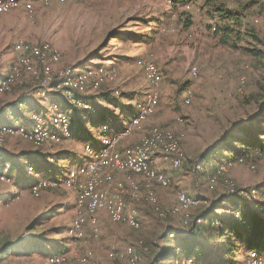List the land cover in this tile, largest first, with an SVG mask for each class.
I'll list each match as a JSON object with an SVG mask.
<instances>
[{
	"label": "rangeland",
	"instance_id": "1",
	"mask_svg": "<svg viewBox=\"0 0 264 264\" xmlns=\"http://www.w3.org/2000/svg\"><path fill=\"white\" fill-rule=\"evenodd\" d=\"M222 1L232 10L250 0ZM27 4L31 5L32 12L28 13ZM199 4L188 6L193 23L187 29L178 11H172L166 0H48L47 4L41 0H21L16 8L0 13V34L4 31L9 39L8 47L3 51L0 48V68L4 66L1 53L6 52V59H12L13 42L22 38L32 43L48 42L58 50L57 63L61 62V66L55 63L54 70L101 66L114 72L96 87L93 86L95 78L88 79L82 92H76V97L85 102L61 97L56 110H49L50 114H32L30 126L21 123L13 108L5 111L0 125H20L30 132L35 120L40 119L46 132L53 127L60 137L54 140L45 135L47 139L40 143L16 131L0 137V148L49 153L47 159L39 162L22 158L21 164L29 174L21 177L24 187L19 188L12 173L13 162L0 150V246L7 243L0 247V261L9 258L17 264H51L49 257L62 253L66 264H76L80 256L90 251L98 264H153L163 247L177 246L176 237L180 234L183 238L191 236L190 243L201 244L203 258L196 256L200 248L181 254L179 247L176 252L180 254H169L166 260L155 264H185L188 261L192 264H254L248 258L252 248L244 243L237 244L230 257L226 253L228 231L220 238L222 231L214 226L221 227L224 219L223 225L230 227L233 219H241V209L264 220V148L256 147L243 153L242 160H235L241 155L231 157L225 150L216 153L212 160L209 149L232 132L237 137H246L238 131L241 126L258 130L264 145V115L260 118L264 113V0H255L245 9L241 26H235L240 34L229 44L218 43L211 30L218 17ZM148 62L157 66L162 77L157 99L146 118L133 126L115 148L122 152L138 143L152 127H158L174 134L184 152V163L174 168L160 152L156 153L159 156L155 154L154 168L164 171L170 179L167 186L152 185L159 212L144 199L134 201L125 196L126 209L136 211L138 228L112 221L104 210L98 212L96 225H91L87 216L79 213L75 206L77 184L93 176L87 168L101 147L102 139L111 135L112 130L106 124H94L90 117H100L108 111L124 121L127 111L136 114L138 103L146 102L153 91L144 70ZM30 79L40 84L34 77ZM24 80L15 86L23 84ZM41 87H52L60 93L51 85ZM39 91L41 97L47 93ZM186 92L188 103L184 98ZM68 101L84 109L78 114L80 123L74 131L70 128L69 114L74 108L71 106L67 112ZM121 120H112L111 129H117ZM103 126L107 127L106 133L102 132ZM66 129L69 130L67 136L61 135ZM99 137L100 144L95 149L94 140ZM229 146L245 150L236 142H229ZM60 150L76 151V161L58 162L62 158L57 155ZM208 159L211 162H207ZM194 161L201 164L202 170L194 171ZM240 169L244 171H236ZM72 171L77 174L67 179ZM96 173L100 177L108 176V180L101 183L108 192H113L119 182L124 183L125 193H128L130 181L143 184L142 176L113 167L98 166L94 176ZM118 173L120 178H116ZM213 176L214 181H211ZM39 180H45L47 185L41 188ZM231 185L233 192L229 191ZM179 192L201 200L186 211L192 220L190 224L183 223L180 213H171ZM173 196L174 201L171 200ZM228 198L233 201L228 202ZM224 214H231L233 219H227ZM216 215L219 216L210 225L209 219ZM75 220H78L79 236L69 232ZM252 229L250 224L239 227L245 234ZM171 232L173 235H169ZM40 233L42 238L38 236ZM129 248L137 256L134 263L127 257ZM258 252L260 264H264V250Z\"/></svg>",
	"mask_w": 264,
	"mask_h": 264
},
{
	"label": "bare ground",
	"instance_id": "2",
	"mask_svg": "<svg viewBox=\"0 0 264 264\" xmlns=\"http://www.w3.org/2000/svg\"><path fill=\"white\" fill-rule=\"evenodd\" d=\"M41 1L44 4L48 3V0ZM20 4L21 0H0V13L10 11ZM27 11L28 13L33 11L30 4H27ZM20 48L22 55L20 54ZM14 50L16 52L15 60L11 63L4 76L0 78V93L11 90L18 82L25 78L26 75H30L32 78L34 77L40 85H51L66 95L71 101L78 102V100L75 99V91L82 92L88 79L95 78L93 86L96 87L100 81L111 78L114 75L113 69L106 68L104 70L101 66L87 67L83 70L69 69V67L54 70L53 65L59 61L60 54L59 51L53 49L48 42L32 43L19 38L14 44ZM144 70L146 77L153 87V91L148 100L142 104L138 103L136 114L130 119L128 126H124L116 131H111V135L102 139L101 147L95 153L94 158L87 168L93 176L77 184L75 206L78 208L79 213L87 216V220L91 225H96L98 212L104 210L112 221L124 223L132 228L139 227L136 211L134 209H126L127 206L124 200L126 189L124 188V183L119 182L117 188L113 189V192H108L107 188L101 187V183H105L106 180H108V176L100 177V174L97 175V173L96 176H94L98 166L113 167L128 171V173H132L133 175L142 176V185L137 181L129 182L128 194L134 201H139L141 199L148 201L154 206L155 210L159 212L152 185L156 183L167 186L170 179L164 171L157 170L151 165L152 158L157 152H160L163 159H167L174 168L181 167L182 163H184V152L174 134L158 127H152L149 133L138 143L126 147L122 152L115 148L116 144L130 133L133 126L138 125L146 118L151 111L152 103L157 99L158 86L162 80L161 73L152 62L146 63ZM57 76H59V83ZM184 94L187 95V92ZM188 97L189 95L184 97L186 103H188ZM36 117L35 115V118ZM57 118H60V116ZM14 122H16V120H14ZM31 128L32 131L28 132L29 130L24 126L1 124L0 137L9 131H16L28 136L36 143H40L47 139L44 137L45 135L54 140L60 137L53 127L51 131L46 132V128L40 123V119H36ZM64 132L65 133L61 135L67 136L69 130L66 129ZM102 132H107L106 126L102 127ZM28 133H30V135ZM105 151H107V157H105L104 162H100L94 166L95 158L104 155ZM242 159L243 157H239L237 160ZM192 167L195 171L200 170L202 166L198 161H194ZM29 168L32 170L31 166ZM220 168H223V166ZM76 174V171L70 172V177H67V179L73 178ZM214 178L215 176L211 178V181H214ZM39 181L38 185L41 188L47 185L45 180ZM31 186H33V184ZM229 191L233 192L232 185ZM33 192L36 193L35 189H33ZM199 202H201L199 197L191 196L185 192H179L176 196V204L173 205L171 213H180L183 223L190 224L192 220L187 217L186 211L191 207L197 206ZM78 225V220H75L74 227L69 231L74 233V236L80 235V233L77 235ZM171 234L173 235V233L169 235ZM91 253L92 252L89 251L80 256L76 264H98ZM63 256V254L53 255L49 257V262L51 264H66ZM127 257L132 263L137 260V256L131 248L127 250ZM248 258L253 261L254 264H257L256 261H258L259 264L261 263L260 253L256 250H252ZM185 264L192 263L188 261L185 262Z\"/></svg>",
	"mask_w": 264,
	"mask_h": 264
},
{
	"label": "trees",
	"instance_id": "3",
	"mask_svg": "<svg viewBox=\"0 0 264 264\" xmlns=\"http://www.w3.org/2000/svg\"><path fill=\"white\" fill-rule=\"evenodd\" d=\"M166 1L169 3V6L172 9V11H178L179 19L182 22L183 27L186 29L189 28L193 23V21H192L193 19L191 16L192 14H191V11L188 10L189 9L188 6L190 7V5L194 6L195 4L200 3L199 4L200 7L203 9H206L207 12L213 11L217 15L218 21H216V24L211 27V30L213 31V36L217 38L218 43H220V44H229V42H231V39L233 37L239 36L240 31H238V29L235 26H238V27L241 26V17L243 16L245 9L255 2V0H250L247 4L242 5L237 9L230 10L229 8L226 7V4L222 0H166ZM76 92L77 91H75V99H77L78 101L85 102L84 99L76 97ZM63 96L65 98H67L66 95L63 94ZM77 96L83 97L81 95H77ZM17 101L20 102V100H17ZM12 104L13 103H9V104H6V105H3L0 107V117L3 116V114L5 117V111L8 108H12ZM68 104L74 108L72 111V117H71V121H70L71 127L70 128H71V130H73V129L77 130V126H79V125L76 126V124H78V122L80 121L78 114L80 113L81 110H84V109L76 107L74 104L70 103L69 101H68ZM134 114L135 113H132L130 110L127 111L126 115L123 119L124 121H122V120L118 121L119 127H117V129L124 127L126 125V123H128L130 121V119L134 116ZM263 115H264V113H262L260 115V118ZM66 116L69 117V120H70L71 115L69 116V114L66 112ZM90 118L94 119V121H93L94 124H96V123H102L103 125L106 124L111 129V126H110L111 123L110 122L112 120H115L116 117L114 116L113 113L105 111V112L100 114V117H96V118L90 117ZM125 121H126V123L124 124ZM238 131L244 133L246 137H237L235 132L229 133V134L224 136L223 140H220L211 146V148L209 149L210 154L214 155V154L219 153V152L223 153L225 150V151H228L231 156L241 155L235 159V160H237L239 157L243 156L242 155L243 153H248L249 151H251L252 149H254L256 147H258L260 149L264 148V145L261 142V139H259V137H258V135L260 133L258 130L256 131L254 128H252L250 126H241ZM229 142L230 143L236 142L238 145H240L241 148L244 146L245 150L239 149L237 147H230ZM48 154L42 153L40 151H34V152H29L28 156H26L24 158H27V157L32 158L31 156H35V157H40L41 160H45V159H47ZM62 154L63 153H60L57 155L63 156ZM57 155L55 154L54 156L56 157ZM235 198L237 200V197H235ZM227 201L232 202L233 199L228 198ZM218 216L216 215V216L211 217L209 219L210 220L209 224L213 220L217 219ZM224 216L227 219H231V218L233 219L231 214H224ZM239 216L241 219H239V220L235 219L237 221H235L233 219V222L232 221L229 222V224L231 225L230 227H226L225 225H223L226 222L224 219L221 222V224H222L221 227L218 225L214 226L217 229H219L220 231H222L220 238H222L228 231V233H227L228 237L226 239V248H227L226 253L229 254L230 257H232L234 252H235V248H236L237 244H243V243L246 246H248L249 248H252V250H256V251L264 250V220L261 219V217L257 216L255 213H251L250 211L245 212L243 209L240 210ZM243 224L252 225L253 226L252 231L248 234H245L244 231H240L239 227ZM196 226H198V225H196ZM196 226H194V227H196ZM223 227H224V229H223ZM171 233H173V232H171ZM38 236H40L42 238L43 234L40 233V235H38ZM165 236H167V235H165ZM179 236H182V235L179 234L176 237L179 240L177 246H175V248L163 247L160 250V252H158V254H157L156 262L166 260L169 256V254L173 255V256H177L180 253L181 254H183L185 252L191 253L192 250H194L195 248H200L198 250V252L196 253V256L200 257V259L203 258V254H202L203 249H202L201 244L199 242L190 243L192 241L191 236L188 238H183V237H179ZM260 238H261V240L259 242ZM179 247L182 249V252L180 251V253L179 252L177 253L176 248H179ZM2 248H0V250ZM56 254H62V253H56ZM56 254H52V255H56ZM155 263H153V264H155Z\"/></svg>",
	"mask_w": 264,
	"mask_h": 264
},
{
	"label": "crops",
	"instance_id": "4",
	"mask_svg": "<svg viewBox=\"0 0 264 264\" xmlns=\"http://www.w3.org/2000/svg\"><path fill=\"white\" fill-rule=\"evenodd\" d=\"M1 18H4V16H2ZM14 44H15V42H13V45L11 47L12 50H13V53H14L12 59H10V58L6 59L7 58L6 52L5 53L4 52L1 53V63L4 64V66H2L0 68V78L4 76V74L9 69L11 63L15 60L16 52L14 50ZM8 45H9L8 36H5L4 35V31H2V34H0V48H1V51H3L6 47H8ZM60 64H61V62L57 63L55 66L59 67V66H61ZM30 77H31L30 75H26L23 84H21V85L19 84V85L15 86L9 92L0 93V106L6 105V104H9V103H13L12 104V108L15 110L16 114L19 116L21 123L23 125H25V126H30L31 125V122H32V117L31 116H32V114H34V113H41L43 115L50 114L49 110L51 108L55 109V107H57V105H58L59 99L61 97H64L61 93L55 92V90L52 87H44L43 88L38 83H32V79H30ZM40 89L43 90L44 92L45 91L47 92L45 96L41 97L39 95V93H40L39 90ZM17 98H20L23 101L19 102V101H17ZM70 110H71V106H70L69 110H67V112L69 113ZM69 114L72 117V114L71 113H69ZM87 119H89V117L85 118L84 122ZM29 120H30V123H29ZM115 120H121V119H120V117H117V118H115ZM3 121H4V114H3V116L0 117V123L3 122ZM84 122H83V124H84ZM90 126H92V125H90ZM83 128H84V126L80 129V131ZM110 130L115 131V130H118V129L112 128ZM80 131H78V133ZM77 137H78V134L75 135V139H77ZM94 141L95 142H94L93 146H95L94 148L96 149V148H98V146L100 144V137L95 139ZM0 150H2V152H4L6 154V156L9 159H11V161L13 162L12 173H13L15 179L18 182V187L19 188L24 187V186H21V177L24 174H27L28 172L26 170V167H24V165L21 164V160H22L23 157L28 156L29 151H28V153H26V151H22V150L19 151V149H15V150L12 149V151H11V149L7 148V147L0 148ZM35 151H40V150H35ZM40 152H42V151H40ZM42 153H45V152H42ZM60 153H63L62 154L63 156H62L61 159L58 160V162H60L62 160H65V159L68 160V162H70V163L76 161V151L60 150V151H58L57 154H60ZM214 155L211 156L212 160L214 158L213 157ZM31 157L33 158L32 160L37 161V162H39L41 160L40 157H35V156H31ZM154 159H155V156L152 158V162H151V165L153 167H154V164H153L154 163ZM207 162H211V159H208ZM45 167L47 168L49 166H45ZM58 169H59V167L57 168V170ZM236 171L242 173L244 171V169L243 170L240 169V171H238V170H236ZM47 174H49V173H45V175H47ZM231 174L233 176L236 175L235 172H231ZM58 175H54V176L57 177ZM116 178H120L119 173H118V176ZM116 178H114V179H116ZM161 188L163 189V187H161ZM125 196H129V194L128 193H124V197ZM4 199H5V196H4ZM171 200L174 201V196H173V198ZM6 244L7 243H3L0 247H3ZM0 264H17V261L14 260V259L7 258V259H2L0 261Z\"/></svg>",
	"mask_w": 264,
	"mask_h": 264
},
{
	"label": "built area",
	"instance_id": "5",
	"mask_svg": "<svg viewBox=\"0 0 264 264\" xmlns=\"http://www.w3.org/2000/svg\"><path fill=\"white\" fill-rule=\"evenodd\" d=\"M20 54H21V48H20ZM22 55V54H21ZM58 77V83H59V76ZM105 157H107V151H105L104 155L95 158L94 160V166L97 165L100 162H104ZM86 178V177H85ZM79 229V228H78ZM77 235H78V231H77Z\"/></svg>",
	"mask_w": 264,
	"mask_h": 264
}]
</instances>
